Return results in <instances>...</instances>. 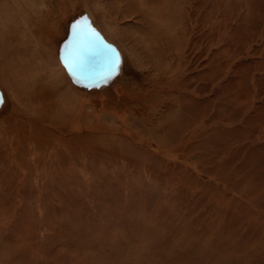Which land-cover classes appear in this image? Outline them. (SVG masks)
Returning <instances> with one entry per match:
<instances>
[{"label": "rangeland", "instance_id": "rangeland-1", "mask_svg": "<svg viewBox=\"0 0 264 264\" xmlns=\"http://www.w3.org/2000/svg\"><path fill=\"white\" fill-rule=\"evenodd\" d=\"M0 94V264H264V0H0Z\"/></svg>", "mask_w": 264, "mask_h": 264}, {"label": "bare ground", "instance_id": "bare-ground-1", "mask_svg": "<svg viewBox=\"0 0 264 264\" xmlns=\"http://www.w3.org/2000/svg\"><path fill=\"white\" fill-rule=\"evenodd\" d=\"M73 103V102H72ZM173 109V108H172ZM130 120H131V123H132V125H134L135 127H138V128H143L144 130H146V131H148L152 136H154L155 134H154V132H153V130H151L150 128H147V127H144L143 126V123L142 122H140V120H139V118L138 117H136V116H132L131 118H130ZM129 120V121H130ZM214 138V137H213ZM208 139V138H207ZM210 139V138H209ZM208 141V140H207ZM211 141V140H210ZM194 148V147H193ZM195 149V148H194ZM263 160V159H262ZM261 160V161H262Z\"/></svg>", "mask_w": 264, "mask_h": 264}, {"label": "water", "instance_id": "water-1", "mask_svg": "<svg viewBox=\"0 0 264 264\" xmlns=\"http://www.w3.org/2000/svg\"><path fill=\"white\" fill-rule=\"evenodd\" d=\"M0 100H1V94H0Z\"/></svg>", "mask_w": 264, "mask_h": 264}, {"label": "snow or ice", "instance_id": "snow-or-ice-1", "mask_svg": "<svg viewBox=\"0 0 264 264\" xmlns=\"http://www.w3.org/2000/svg\"><path fill=\"white\" fill-rule=\"evenodd\" d=\"M114 70V69H113Z\"/></svg>", "mask_w": 264, "mask_h": 264}]
</instances>
